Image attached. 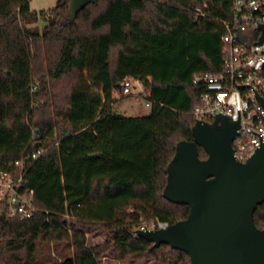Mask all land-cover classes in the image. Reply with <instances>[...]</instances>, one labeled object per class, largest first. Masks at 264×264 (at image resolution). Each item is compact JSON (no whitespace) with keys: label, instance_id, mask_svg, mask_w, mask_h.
Listing matches in <instances>:
<instances>
[{"label":"trees","instance_id":"trees-1","mask_svg":"<svg viewBox=\"0 0 264 264\" xmlns=\"http://www.w3.org/2000/svg\"><path fill=\"white\" fill-rule=\"evenodd\" d=\"M231 10L232 0H97L68 20L65 0L39 12L0 0V171L43 151L25 175L39 211L20 220L0 204V264H98L108 247L124 264H190L136 232L189 213L164 198L166 169L177 144L193 141L203 92L193 76L220 71L218 20ZM125 78L140 81L148 115L112 110ZM70 220L107 240L88 247ZM253 220L264 229V203Z\"/></svg>","mask_w":264,"mask_h":264},{"label":"water","instance_id":"water-1","mask_svg":"<svg viewBox=\"0 0 264 264\" xmlns=\"http://www.w3.org/2000/svg\"><path fill=\"white\" fill-rule=\"evenodd\" d=\"M65 2L72 20L97 0ZM258 31L261 45L264 25ZM238 128V121L224 116L212 124L195 122L193 141L176 146L163 191L167 201L189 207L186 219L165 229L138 230L137 237L185 253L190 264H264V229L253 220L264 203V147L238 161L233 147ZM198 147L205 160L199 159Z\"/></svg>","mask_w":264,"mask_h":264},{"label":"built area","instance_id":"built-area-1","mask_svg":"<svg viewBox=\"0 0 264 264\" xmlns=\"http://www.w3.org/2000/svg\"><path fill=\"white\" fill-rule=\"evenodd\" d=\"M205 14L197 9L195 18ZM225 34L221 38L222 64L218 73L193 76L192 83L203 92L191 115L195 122L212 124L217 116L239 123L233 147L238 161H244L264 147V43L257 45L258 27L264 25V0H232L231 19L218 20ZM257 34V37L255 36ZM132 97L151 104L139 80L123 79L120 97ZM43 151L24 155L8 171H0V204L8 206V217L25 220L39 210L34 191L27 187L25 175ZM166 223L151 221L139 230H160Z\"/></svg>","mask_w":264,"mask_h":264},{"label":"rangeland","instance_id":"rangeland-1","mask_svg":"<svg viewBox=\"0 0 264 264\" xmlns=\"http://www.w3.org/2000/svg\"><path fill=\"white\" fill-rule=\"evenodd\" d=\"M56 2L57 0H30V9L35 12L50 10L55 7ZM43 25L44 22L40 19L36 24L31 25L30 27H36L41 30ZM113 110L126 117L139 115L145 116L150 113V108L145 107L142 101H135L132 97L122 96L120 97V100H117L114 103ZM68 226L72 230L80 231L85 234L88 247L102 245L108 238V232L106 231L86 230L71 220L68 222ZM96 258L98 264H124L114 259L113 251L110 247L99 252ZM130 264H137V262L133 261ZM145 264H152V262H146Z\"/></svg>","mask_w":264,"mask_h":264},{"label":"crops","instance_id":"crops-1","mask_svg":"<svg viewBox=\"0 0 264 264\" xmlns=\"http://www.w3.org/2000/svg\"><path fill=\"white\" fill-rule=\"evenodd\" d=\"M115 99H116V101H117V100H120V95H116V96H115ZM113 107H114V104H113V106H112V110H113ZM113 111H114V110H113ZM115 113H117V112H115ZM117 114H119V113H117ZM120 115H121V114H120Z\"/></svg>","mask_w":264,"mask_h":264}]
</instances>
